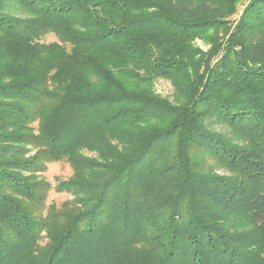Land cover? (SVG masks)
Segmentation results:
<instances>
[{
  "label": "trees",
  "instance_id": "obj_1",
  "mask_svg": "<svg viewBox=\"0 0 264 264\" xmlns=\"http://www.w3.org/2000/svg\"><path fill=\"white\" fill-rule=\"evenodd\" d=\"M0 264H264V0H0Z\"/></svg>",
  "mask_w": 264,
  "mask_h": 264
},
{
  "label": "rangeland",
  "instance_id": "obj_2",
  "mask_svg": "<svg viewBox=\"0 0 264 264\" xmlns=\"http://www.w3.org/2000/svg\"><path fill=\"white\" fill-rule=\"evenodd\" d=\"M242 7V4H240V9ZM55 39L57 38L54 34H49L44 38L45 41H52ZM197 43L205 49L208 47V44H206L202 40H197ZM153 87L155 88L157 93L163 96H171L174 92V88L171 81L163 78H160L155 81ZM72 173V166L69 164V162L65 160L49 162L47 163L46 170L37 173L38 175H40V177L44 178L50 184L47 198L48 205L52 203L61 204L66 199L72 198V196H70V194H68L67 192L59 191L56 188L59 179H67L69 176L72 175Z\"/></svg>",
  "mask_w": 264,
  "mask_h": 264
}]
</instances>
